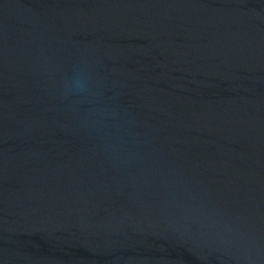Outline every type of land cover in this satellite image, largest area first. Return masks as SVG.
Masks as SVG:
<instances>
[{
	"label": "water",
	"instance_id": "obj_1",
	"mask_svg": "<svg viewBox=\"0 0 264 264\" xmlns=\"http://www.w3.org/2000/svg\"><path fill=\"white\" fill-rule=\"evenodd\" d=\"M0 264H264V0H0Z\"/></svg>",
	"mask_w": 264,
	"mask_h": 264
}]
</instances>
